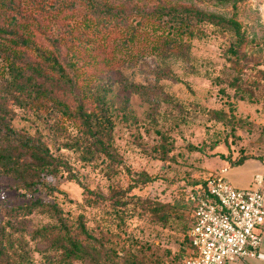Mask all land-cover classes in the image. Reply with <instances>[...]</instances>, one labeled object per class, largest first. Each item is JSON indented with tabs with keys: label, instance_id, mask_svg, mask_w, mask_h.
<instances>
[{
	"label": "rangeland",
	"instance_id": "374dc122",
	"mask_svg": "<svg viewBox=\"0 0 264 264\" xmlns=\"http://www.w3.org/2000/svg\"><path fill=\"white\" fill-rule=\"evenodd\" d=\"M64 1L53 32L67 40L68 32L82 31L74 27L75 21L83 15L102 17L107 6L123 9L128 14L126 23H134L140 20L137 12L148 13L163 5L173 12L186 6L231 17L240 23L247 44L240 61L233 64L228 49L231 32L183 16L188 34L180 55L152 52L143 41L123 48L118 40L112 43L119 36L114 31L104 40L92 38L78 45L83 61L91 60L81 66V79L85 76L78 81L81 92L69 94L61 82L52 87L67 94L71 107L81 99L89 110L96 97L106 103L112 123L107 142L111 157L93 153L91 137L81 127L63 122L56 109L31 110L29 86L24 92L15 89L8 64L0 57V103L10 106L11 126L40 138L68 169L48 179L55 192L24 190L11 176L0 175V243L6 252L0 262L54 260L49 241L31 239L27 233L52 224L49 215L32 212L19 220L6 216L8 207L39 199L55 203L73 226L80 217L101 244L103 250L95 256L105 264H182L188 249L187 189L224 165L229 167L225 178L234 174L228 157L264 152V0ZM37 40L48 47L45 39L37 36ZM118 48L125 54L123 61L107 64L104 59ZM59 49L63 67L72 76L67 61L73 57L64 44ZM29 73L26 70L18 83H24ZM136 87L142 89L135 91ZM85 188L103 199L90 202Z\"/></svg>",
	"mask_w": 264,
	"mask_h": 264
},
{
	"label": "trees",
	"instance_id": "16d2710c",
	"mask_svg": "<svg viewBox=\"0 0 264 264\" xmlns=\"http://www.w3.org/2000/svg\"><path fill=\"white\" fill-rule=\"evenodd\" d=\"M84 2L88 3L90 0ZM65 5L64 0H31L26 3H20L19 0H0V57L8 64L15 89L24 92L29 86L28 94L32 93V95L28 107L31 110L49 112L53 108L56 109L63 122L81 127L82 132L87 137H91L93 153L101 152L105 157H111L107 142L112 126L106 103L100 101L99 97H94L97 103L89 110L84 107L81 99L76 101V106L71 107L67 94L52 87L53 83L61 82L63 89H67L69 94H73L74 90L78 91V95L81 92L78 81L85 78L84 76L81 79V66L85 63L90 65L91 60L83 61L85 57L78 54V45L87 43L92 38L104 40L109 36L110 31H114L119 36L115 37L112 43L118 40L123 48L131 42L143 41L148 43L152 52L180 55L186 47L184 36L188 34L187 20L183 19V16L194 17L198 21H205L231 32L233 40L228 49L233 56V64L240 61V53L247 44L240 23L231 17L186 6L176 8L173 12V8H166L163 5L148 13L137 12L140 20L134 23L132 21L126 23L128 14L123 9L107 6L102 17L83 15L78 22L75 21L74 27L80 26L82 31L68 32L67 40L62 38L61 34L53 32L55 30L53 23L63 12L61 10ZM181 12L184 15H178ZM166 14L168 17L163 20L162 16ZM57 21L61 22V19ZM37 36L45 39L48 47L39 43ZM60 44H64L73 57L72 60L67 61L73 72L72 76H69L63 67ZM124 57L125 54L118 48L116 53H111L104 60L109 64L123 61ZM114 68L116 66L110 70ZM26 70L30 73L25 78V82L18 83ZM141 89L142 87H136L135 91ZM58 93H61V96ZM11 113L8 104L0 103V175L11 176L16 186L24 190L58 191L48 179L56 176L60 169L68 170L65 161L51 154L40 138L15 130L10 124ZM219 157L222 155L220 154ZM250 157H254V154L238 153L226 159L231 166H234ZM205 181L206 179L197 185H203ZM85 192L90 202H96L94 198L103 199L102 195L89 189L85 188ZM187 204L191 213L192 206L188 200ZM32 212L44 213L53 219L52 224L27 231L31 239L49 241V250L55 258L43 264H70L77 260L90 264H105L104 259L101 261L95 256L102 252L101 244L95 242L94 236L88 232L81 218L78 217L73 226L63 217L55 203L35 199L23 205L8 207L6 216L9 219L19 220ZM189 222L190 215L185 234L187 243ZM0 237L3 238L1 229ZM3 250V244L0 243V256L4 254ZM0 264L9 263L4 261Z\"/></svg>",
	"mask_w": 264,
	"mask_h": 264
},
{
	"label": "built area",
	"instance_id": "2783aa9c",
	"mask_svg": "<svg viewBox=\"0 0 264 264\" xmlns=\"http://www.w3.org/2000/svg\"><path fill=\"white\" fill-rule=\"evenodd\" d=\"M219 168L203 185L188 188V249L182 264H228L258 254L264 222V174L252 188H236Z\"/></svg>",
	"mask_w": 264,
	"mask_h": 264
},
{
	"label": "crops",
	"instance_id": "0c3cea01",
	"mask_svg": "<svg viewBox=\"0 0 264 264\" xmlns=\"http://www.w3.org/2000/svg\"><path fill=\"white\" fill-rule=\"evenodd\" d=\"M222 167L226 168L225 174L229 172L228 166L224 165L219 168ZM255 174H264V152L254 154V157L246 158L240 164L234 165V174H230L226 179L234 187L252 188L254 186L253 176ZM260 232L262 239L258 248V254L253 258H239L228 264H264V222L260 227Z\"/></svg>",
	"mask_w": 264,
	"mask_h": 264
}]
</instances>
